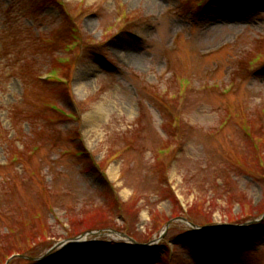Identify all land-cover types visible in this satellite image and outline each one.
<instances>
[{
  "label": "rangeland",
  "instance_id": "1",
  "mask_svg": "<svg viewBox=\"0 0 264 264\" xmlns=\"http://www.w3.org/2000/svg\"><path fill=\"white\" fill-rule=\"evenodd\" d=\"M63 1L0 0V264H264V0Z\"/></svg>",
  "mask_w": 264,
  "mask_h": 264
},
{
  "label": "bare ground",
  "instance_id": "2",
  "mask_svg": "<svg viewBox=\"0 0 264 264\" xmlns=\"http://www.w3.org/2000/svg\"><path fill=\"white\" fill-rule=\"evenodd\" d=\"M78 84H79V85H81L80 83H78ZM100 115H101V114H99V116H98V115H96V116L99 118V117H100ZM93 118H94V116H93Z\"/></svg>",
  "mask_w": 264,
  "mask_h": 264
},
{
  "label": "water",
  "instance_id": "3",
  "mask_svg": "<svg viewBox=\"0 0 264 264\" xmlns=\"http://www.w3.org/2000/svg\"><path fill=\"white\" fill-rule=\"evenodd\" d=\"M121 235H123V236H127V235H125V234H121Z\"/></svg>",
  "mask_w": 264,
  "mask_h": 264
}]
</instances>
